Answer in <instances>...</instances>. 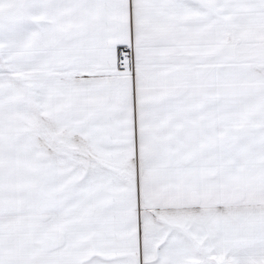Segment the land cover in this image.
I'll use <instances>...</instances> for the list:
<instances>
[{
    "label": "snow or ice",
    "instance_id": "6c2138e0",
    "mask_svg": "<svg viewBox=\"0 0 264 264\" xmlns=\"http://www.w3.org/2000/svg\"><path fill=\"white\" fill-rule=\"evenodd\" d=\"M0 264H264V0H0Z\"/></svg>",
    "mask_w": 264,
    "mask_h": 264
}]
</instances>
